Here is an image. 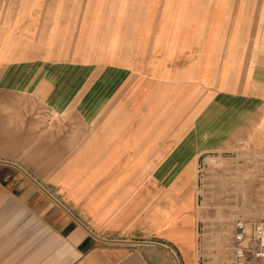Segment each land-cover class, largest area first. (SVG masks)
<instances>
[{"label": "crops", "instance_id": "obj_1", "mask_svg": "<svg viewBox=\"0 0 264 264\" xmlns=\"http://www.w3.org/2000/svg\"><path fill=\"white\" fill-rule=\"evenodd\" d=\"M263 6L0 0V70L16 66L23 81L39 72L36 85L60 87L73 86L76 72L82 91L80 126L20 130L64 134L54 150L78 151L54 180L0 154V264H214L201 254V220L181 171L249 137L264 147V15L248 10ZM93 150L116 156L93 160Z\"/></svg>", "mask_w": 264, "mask_h": 264}, {"label": "rangeland", "instance_id": "obj_2", "mask_svg": "<svg viewBox=\"0 0 264 264\" xmlns=\"http://www.w3.org/2000/svg\"><path fill=\"white\" fill-rule=\"evenodd\" d=\"M248 10L250 14L264 15V6L250 7ZM71 73L74 75V85L60 87L53 84L36 85L40 81L39 72L30 80L23 81L17 79L16 66L0 70V154L24 160L44 180H54L64 168L65 158L75 156L78 151L54 150V147L63 146L66 137L64 134L34 135L20 130H64L66 127L80 126L82 91L80 80L76 81L75 78L77 73ZM252 74L253 71L250 70L249 75ZM95 78V72L90 74V95L96 93V87L93 86ZM23 82L30 85H22ZM261 105L264 103L260 107ZM90 110L94 114L89 119V125L96 126V104H90ZM249 138L248 142L239 145L237 149L210 152L202 159L200 166L184 167L190 172L188 178L182 175L183 169L181 171L182 190L186 194L192 189L191 199L201 220V254L214 264H232V241L238 220H244L249 225L264 221V147L252 143L251 137ZM115 156V151L104 156L103 151L93 150L88 158L112 159ZM134 169L136 168H131ZM180 170L181 167L168 168L167 172L175 175ZM73 172L79 176L81 168L76 167ZM101 173L102 168H93L88 172L90 175ZM152 173L160 174L162 168H154ZM163 185L169 190L174 188V184L170 182Z\"/></svg>", "mask_w": 264, "mask_h": 264}, {"label": "built area", "instance_id": "obj_3", "mask_svg": "<svg viewBox=\"0 0 264 264\" xmlns=\"http://www.w3.org/2000/svg\"><path fill=\"white\" fill-rule=\"evenodd\" d=\"M232 242V264H264V221L249 225L238 220Z\"/></svg>", "mask_w": 264, "mask_h": 264}, {"label": "bare ground", "instance_id": "obj_4", "mask_svg": "<svg viewBox=\"0 0 264 264\" xmlns=\"http://www.w3.org/2000/svg\"><path fill=\"white\" fill-rule=\"evenodd\" d=\"M211 158H212V157H211ZM219 158H220V157H219ZM215 159H216V158H215ZM215 159H214V160H215ZM217 159H218V158H217ZM211 160H212V159H211ZM213 162H214V161H213Z\"/></svg>", "mask_w": 264, "mask_h": 264}]
</instances>
